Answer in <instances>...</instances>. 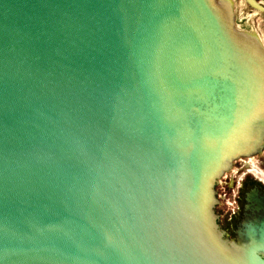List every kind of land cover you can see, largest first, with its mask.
<instances>
[{"label":"water","instance_id":"obj_1","mask_svg":"<svg viewBox=\"0 0 264 264\" xmlns=\"http://www.w3.org/2000/svg\"><path fill=\"white\" fill-rule=\"evenodd\" d=\"M257 92L215 0H0V264H264L206 236Z\"/></svg>","mask_w":264,"mask_h":264},{"label":"rangeland","instance_id":"obj_2","mask_svg":"<svg viewBox=\"0 0 264 264\" xmlns=\"http://www.w3.org/2000/svg\"><path fill=\"white\" fill-rule=\"evenodd\" d=\"M216 3L230 2L236 18L235 31L248 34L260 41L264 48V13L251 8L245 0H215ZM264 5V0H257ZM234 2V3H233ZM261 113L264 115V102ZM264 118V116H263ZM260 122H262L264 119ZM263 123V122H262ZM261 123V124H262ZM215 178L211 212L216 225L229 244L236 238L235 227L248 187H264V143L252 154L235 156L229 165Z\"/></svg>","mask_w":264,"mask_h":264},{"label":"flooded vegetation","instance_id":"obj_3","mask_svg":"<svg viewBox=\"0 0 264 264\" xmlns=\"http://www.w3.org/2000/svg\"><path fill=\"white\" fill-rule=\"evenodd\" d=\"M262 95L258 92L250 103L246 113L237 120L236 139L234 144L240 149L249 145L262 120L261 107ZM264 119V118H263ZM235 227L236 238L232 241V246L236 245L244 248L243 252H255L264 258V187L255 185L248 187L245 191L244 202Z\"/></svg>","mask_w":264,"mask_h":264},{"label":"bare ground","instance_id":"obj_4","mask_svg":"<svg viewBox=\"0 0 264 264\" xmlns=\"http://www.w3.org/2000/svg\"><path fill=\"white\" fill-rule=\"evenodd\" d=\"M234 3V2H233ZM218 8L220 10L221 16L230 24V26L235 29L236 18L234 14L233 5L226 2H217ZM244 44L254 53L264 64V48L261 46V43L258 39L249 36L248 34L236 32ZM264 143V120L259 129L257 130L255 137L251 140L249 145L243 149L242 153L252 154L253 152L261 149ZM241 153V154H242ZM209 230L206 233V236L216 240L220 248H223L224 251L231 258L238 256L242 253L245 247L241 245L238 247L236 245H230L228 240L224 239L222 232L218 229L216 225V217L213 216L210 219Z\"/></svg>","mask_w":264,"mask_h":264}]
</instances>
